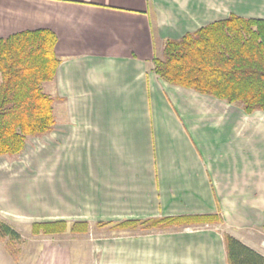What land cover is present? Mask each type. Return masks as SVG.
I'll return each instance as SVG.
<instances>
[{
    "label": "crops",
    "instance_id": "crops-1",
    "mask_svg": "<svg viewBox=\"0 0 264 264\" xmlns=\"http://www.w3.org/2000/svg\"><path fill=\"white\" fill-rule=\"evenodd\" d=\"M231 15L264 19V0H0V39L57 36L56 124L29 140L45 139L52 221L90 224L91 264H229L225 234L264 255V111L153 70L166 40ZM186 216L214 218L100 226ZM31 263L73 264L72 249L48 244Z\"/></svg>",
    "mask_w": 264,
    "mask_h": 264
},
{
    "label": "trees",
    "instance_id": "trees-1",
    "mask_svg": "<svg viewBox=\"0 0 264 264\" xmlns=\"http://www.w3.org/2000/svg\"><path fill=\"white\" fill-rule=\"evenodd\" d=\"M50 30L24 31L0 39V158L20 156L30 138L42 137L56 124L54 98L44 83L55 80L61 63ZM154 72L165 82L194 90L239 107L246 114L264 111V19L231 15L180 39H168ZM214 217H163L126 221L112 228L152 231ZM264 231V225L262 227ZM88 222L49 221L31 225L33 236L86 234ZM229 264H264V255L230 234L224 236ZM8 247L21 240L0 220V241Z\"/></svg>",
    "mask_w": 264,
    "mask_h": 264
},
{
    "label": "rangeland",
    "instance_id": "rangeland-1",
    "mask_svg": "<svg viewBox=\"0 0 264 264\" xmlns=\"http://www.w3.org/2000/svg\"><path fill=\"white\" fill-rule=\"evenodd\" d=\"M43 88L46 93H51L53 85L44 83ZM46 194L44 138L29 140L27 149L20 156L0 159V220L10 223L21 236L12 247H8L5 240L0 241V264H16L20 260L17 264H32L35 258L43 255L48 244L53 247L69 245L73 264H91L89 233L73 235L66 232L48 237L31 234L33 223L56 220L47 211ZM252 235L258 243H263L261 231H254ZM15 257L19 260L15 261Z\"/></svg>",
    "mask_w": 264,
    "mask_h": 264
}]
</instances>
